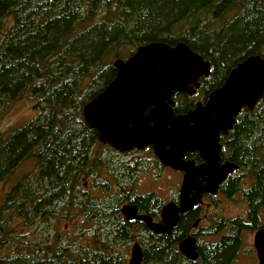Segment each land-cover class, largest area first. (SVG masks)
<instances>
[{
  "label": "trees",
  "instance_id": "16d2710c",
  "mask_svg": "<svg viewBox=\"0 0 264 264\" xmlns=\"http://www.w3.org/2000/svg\"><path fill=\"white\" fill-rule=\"evenodd\" d=\"M178 41L212 65L210 77L200 80L208 94L224 83L236 56H264V0H0V125L16 102L26 100L38 112L20 128L0 129V264H128L126 246L145 232L119 215L115 196L89 202L80 193L82 229L75 236L50 226L44 214L68 199L60 212L69 219L71 167L77 163L79 178L86 138L97 143L98 136L82 124L81 109L116 77L114 61L142 45ZM194 107L185 96L176 111ZM246 112L235 126V159L257 165L264 159V93ZM225 144L234 149L229 138ZM24 163L34 171L14 184ZM257 175L253 210L264 202V165ZM92 214L108 227L85 229ZM238 224L204 250L205 264H225L239 250ZM147 233L142 264H175L166 236Z\"/></svg>",
  "mask_w": 264,
  "mask_h": 264
},
{
  "label": "water",
  "instance_id": "95a60500",
  "mask_svg": "<svg viewBox=\"0 0 264 264\" xmlns=\"http://www.w3.org/2000/svg\"><path fill=\"white\" fill-rule=\"evenodd\" d=\"M113 65L116 77L81 109L85 126L99 133L100 143L121 153L143 151L151 145L162 165L187 171L183 192L192 189L198 175H207V185L201 191L217 193L235 169L230 163L219 164L221 136L233 128L243 108L253 110L262 99L264 56L251 55L239 62L205 103H197L183 115L174 114L173 97L182 93L193 96L201 87L200 79L212 73L210 62L186 43L142 45L129 58L117 59ZM195 150L205 160L200 167L184 162L185 153ZM193 203L195 200H190L186 206L183 202L181 212ZM121 212L127 220L144 221L150 231L164 236L175 227L178 217L170 205L162 211V224L137 216L136 207L125 206ZM254 248L259 264H264V229L255 234ZM180 251L192 260L198 257L188 242L180 245ZM143 261L142 246L135 242L128 264Z\"/></svg>",
  "mask_w": 264,
  "mask_h": 264
},
{
  "label": "flooded vegetation",
  "instance_id": "af4514ba",
  "mask_svg": "<svg viewBox=\"0 0 264 264\" xmlns=\"http://www.w3.org/2000/svg\"><path fill=\"white\" fill-rule=\"evenodd\" d=\"M201 92L200 87L193 96L182 93L173 97L175 101V105L173 106L174 114L183 115L189 111L182 113L176 111L177 106L182 105L185 96L192 98L195 106L199 102L205 103L212 91L208 94L204 92L201 94ZM199 94L201 96L198 98ZM247 110L249 109L243 108L236 117V123L233 128L228 134H222L221 136L220 145L222 146V150L220 152L219 164L230 163L235 166V169L219 186L217 193L212 194L201 191L207 185V175H198L196 183L192 185V189L184 190L183 192V181L187 171L174 170L171 167L162 165L151 145L143 151L132 149L126 153H121L107 144L100 143L98 136L97 143H93L91 137L86 138L89 144H87L86 160L83 163L84 168L79 178L77 163L71 167L72 174L69 177L71 212L69 219L66 220V216L60 212V209L68 203V199H62V202L60 201L55 205V210L44 214L45 217L46 215L48 217V224L52 227L63 226L64 231L70 230L75 236V232L82 229V222L79 221L75 208L77 206V196L81 193L84 198L91 202L93 198L104 201L106 200V196L109 198L111 195L121 201L119 215L129 222L131 226H137L142 229L145 233H142L139 237L143 238V240H148L150 235L147 231H150V229L146 222L138 219L127 220L121 212L122 208L125 206L136 207L137 216H145L150 218L155 224H162V211L165 206L170 205L178 213L175 227L165 235L171 262L175 261V264H205L202 256L204 250L207 251V249H210V246L218 245L223 238L228 237L233 231L232 224L237 220L239 222L238 226L241 228L240 247L238 251H234L233 256L225 264L236 263L238 261V254L242 250V236L244 233L247 231L254 232L255 236L259 230L264 229V202L253 210L249 200L254 194L252 189L257 183V174L264 165V159L258 162L257 165H254L250 160L241 162L235 159L237 158V152L235 151L237 142L234 139L235 126L238 119L247 114ZM148 113L149 111L145 115H148ZM82 124L85 126L83 120ZM80 127L79 130L81 132H86V130L96 131L86 126L85 130L82 125ZM82 136L84 137V135ZM228 138L232 141V147H234L230 151L225 144V139ZM184 156V162L191 163L194 167H200L205 163V160L201 158L197 150L186 152ZM94 158L98 159V164H94ZM78 180L82 183L79 190L77 185ZM105 188H107V192H105ZM140 189L146 191H141ZM160 194H164L165 197H161ZM221 198L231 201H244L246 205L245 216L227 217L218 212L217 207L219 202L222 201ZM190 200H195L196 203L188 207L187 211L181 212L183 202L186 203V206H189ZM61 218L63 220L57 223ZM83 227L89 230L94 227L105 229L108 225L100 220L99 215L92 214L89 218V224ZM184 242H188V245L194 248L198 255L195 260L190 259L180 251V245ZM139 244L143 249V243L140 242ZM247 249L251 251V249Z\"/></svg>",
  "mask_w": 264,
  "mask_h": 264
},
{
  "label": "rangeland",
  "instance_id": "374dc122",
  "mask_svg": "<svg viewBox=\"0 0 264 264\" xmlns=\"http://www.w3.org/2000/svg\"><path fill=\"white\" fill-rule=\"evenodd\" d=\"M244 57L242 56H236L234 59H237L235 62L239 63L240 61L243 60ZM127 59V57H126ZM225 75V74H224ZM224 75L218 80L217 82H221L224 78ZM202 94V92H201ZM201 94L198 95L201 96ZM197 101V99H196ZM38 112H35L31 104L27 103L26 100L16 102L9 113V115L3 120V122L0 125L1 131H8V130H14L16 128H20L30 121H32ZM34 171V167L29 164V163H24L21 166H19L14 173V180L13 183L16 184L18 181L22 180L25 175H28ZM6 190H8V187H4ZM5 190V191H6ZM141 191H146L144 189H140ZM4 191L0 192V206L2 202L4 201ZM4 196V197H3ZM161 197H165L164 194H160ZM222 201L219 202V205L217 207L218 212L222 213L223 215L227 217H233V216H245L246 212V205L244 201H231V200H225L221 198ZM62 232H69V231H64L63 226L58 227ZM89 231V230H88ZM72 232V231H70ZM243 243L241 247V251L238 254V261L234 264H259L257 253L254 250V232H245L244 235L242 236ZM135 242H142L144 243L143 238H138L137 241H132L129 243L126 247L127 249V259L129 261L130 259V253H131V248ZM125 246V245H124ZM247 248L251 249L249 251ZM121 249L123 251V246H121Z\"/></svg>",
  "mask_w": 264,
  "mask_h": 264
}]
</instances>
